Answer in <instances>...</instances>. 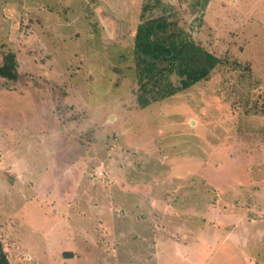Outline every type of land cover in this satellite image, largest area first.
I'll use <instances>...</instances> for the list:
<instances>
[{"label": "rangeland", "instance_id": "obj_1", "mask_svg": "<svg viewBox=\"0 0 264 264\" xmlns=\"http://www.w3.org/2000/svg\"><path fill=\"white\" fill-rule=\"evenodd\" d=\"M162 14L237 66L141 107L134 36ZM8 51L11 264H264V0H0Z\"/></svg>", "mask_w": 264, "mask_h": 264}, {"label": "trees", "instance_id": "obj_2", "mask_svg": "<svg viewBox=\"0 0 264 264\" xmlns=\"http://www.w3.org/2000/svg\"><path fill=\"white\" fill-rule=\"evenodd\" d=\"M132 54L139 83L137 101L141 107L209 78L221 64L235 63L237 66V62L219 57L197 43L164 14L146 18L138 25ZM18 67L15 52H6L0 64V76L16 80ZM63 256L72 257L73 252L66 250ZM0 264H11L1 240Z\"/></svg>", "mask_w": 264, "mask_h": 264}, {"label": "crops", "instance_id": "obj_3", "mask_svg": "<svg viewBox=\"0 0 264 264\" xmlns=\"http://www.w3.org/2000/svg\"><path fill=\"white\" fill-rule=\"evenodd\" d=\"M74 175V174H73ZM57 178V177H56Z\"/></svg>", "mask_w": 264, "mask_h": 264}]
</instances>
